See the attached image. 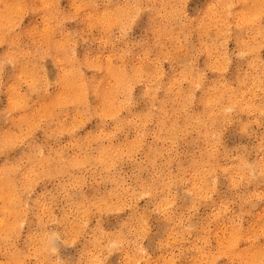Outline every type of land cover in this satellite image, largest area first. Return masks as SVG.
<instances>
[{"label":"rangeland","instance_id":"374dc122","mask_svg":"<svg viewBox=\"0 0 264 264\" xmlns=\"http://www.w3.org/2000/svg\"><path fill=\"white\" fill-rule=\"evenodd\" d=\"M0 264H264V0H0Z\"/></svg>","mask_w":264,"mask_h":264},{"label":"bare ground","instance_id":"6f19581e","mask_svg":"<svg viewBox=\"0 0 264 264\" xmlns=\"http://www.w3.org/2000/svg\"><path fill=\"white\" fill-rule=\"evenodd\" d=\"M3 22V21H2ZM106 70V69H105ZM109 70H111V69H109ZM32 71V70H31ZM114 71V73H117V71L116 70H113ZM108 73H111V75H112V73L113 72H108ZM114 73H113V76H114ZM35 75V74H34ZM74 75V74H73ZM121 75V74H120ZM124 76L126 75V74H123ZM107 76V75H106ZM117 76V75H116ZM115 76V77H116ZM126 77V76H125ZM108 78V77H107ZM104 80V79H103ZM118 80V81H117ZM117 83L116 84H114V86H111V87H103V86H106V85H104L103 84V81H100L101 82V84H100V87H101V89H100V91H96L98 94H97V98H98V100L99 101H101V102H104V103H110V102H113L114 100L116 101V98H117V95L119 94V93H121V92H124V90H125V81H123L121 78H119V76L117 77ZM108 86V85H107ZM67 87V86H66ZM66 89V88H65ZM60 95L61 94H59V95H57V98L59 97L60 98ZM56 97V96H55ZM57 98H53V100L55 101V102H58V99ZM113 104V103H112ZM104 152V151H103ZM9 181V180H8ZM8 181H6V180H4L3 182L6 184V183H8ZM1 192H2V194H4V192L2 191V188H1ZM11 199H13V198H11Z\"/></svg>","mask_w":264,"mask_h":264}]
</instances>
